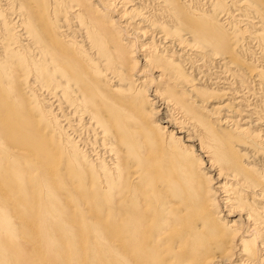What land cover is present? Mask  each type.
I'll list each match as a JSON object with an SVG mask.
<instances>
[{
  "label": "bare ground",
  "instance_id": "6f19581e",
  "mask_svg": "<svg viewBox=\"0 0 264 264\" xmlns=\"http://www.w3.org/2000/svg\"><path fill=\"white\" fill-rule=\"evenodd\" d=\"M207 1L0 0V264H264V0Z\"/></svg>",
  "mask_w": 264,
  "mask_h": 264
},
{
  "label": "rangeland",
  "instance_id": "374dc122",
  "mask_svg": "<svg viewBox=\"0 0 264 264\" xmlns=\"http://www.w3.org/2000/svg\"><path fill=\"white\" fill-rule=\"evenodd\" d=\"M200 1V3H202L203 4V6H204V8H206L207 6H208V4L210 5L211 3H208V1L207 0H199ZM203 2H205V3H203ZM226 2H228L227 0H226ZM228 5H230V4H228ZM150 11H152V9H149V11H148V15H149V13H151L150 15H152V12H150ZM223 21V20H222ZM242 25V24H241ZM241 25H239V26H241ZM245 35H248V33H245ZM252 45L254 46V47H252ZM257 44H256V42H253L252 44H250L249 45V50H253L254 51V56H253V54L250 56V57H247V60H250L251 59V61H257V60H259V57H262L263 59H264V53H261L260 52V49H259V47H257L256 46ZM255 49V50H254ZM259 52V53H258ZM255 53H257V54H255ZM257 56V57H256ZM259 56V57H258ZM253 57V58H252ZM253 59V60H252ZM260 62H262V61H258L257 63H260ZM255 63V62H254ZM257 92V93H256ZM262 93V91H261V89L260 90H258L257 88H255V93H254V95L255 96H257V97H259L260 95H262L261 94ZM247 94V93H246ZM261 97L262 96H260L259 98H257V99H255V97L253 96V98H252V96H250V95H248L247 94V99H248V101H249V105L251 106V107H253V105H255L254 103H256L257 105H263V101L264 100H262L261 99ZM251 98V99H250ZM251 101V102H250ZM253 101V102H252ZM261 101V102H260ZM257 107V106H256ZM258 109H260V108H258ZM225 112H226V110H225ZM95 147H96V149H97V147L98 148H100V146L98 145V144H95Z\"/></svg>",
  "mask_w": 264,
  "mask_h": 264
}]
</instances>
